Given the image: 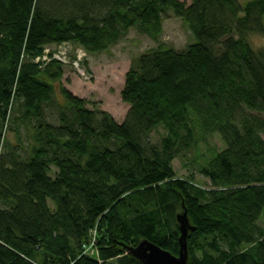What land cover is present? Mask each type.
<instances>
[{
	"label": "trees",
	"instance_id": "trees-1",
	"mask_svg": "<svg viewBox=\"0 0 264 264\" xmlns=\"http://www.w3.org/2000/svg\"><path fill=\"white\" fill-rule=\"evenodd\" d=\"M167 11L196 42L132 63L122 123L59 86L63 65L32 62L63 42L100 54L130 29L155 39ZM254 34L264 38V0H0V129L36 121L24 159L0 132V264H140L129 250L143 240L176 256L184 211L187 264H264V49L251 47ZM55 85L58 127L42 117ZM197 128L225 145L199 169L207 188L171 166Z\"/></svg>",
	"mask_w": 264,
	"mask_h": 264
},
{
	"label": "rangeland",
	"instance_id": "rangeland-1",
	"mask_svg": "<svg viewBox=\"0 0 264 264\" xmlns=\"http://www.w3.org/2000/svg\"><path fill=\"white\" fill-rule=\"evenodd\" d=\"M179 1L187 5L191 2V0ZM240 1L243 3L247 0ZM162 17V31L155 39L138 29H130L107 51L87 56L83 67L90 76L88 80L83 79L73 69L64 66L59 86H63L75 97L84 100L88 109L106 112L117 123H122L129 106L121 100L120 92L124 84V76L132 63L141 54L159 46L181 52L196 42L186 24L176 18L171 11L165 12ZM249 43L255 50L264 49V38L259 35L249 36ZM61 104L62 97L55 85L52 102L43 106L44 123L54 127L59 126L57 110ZM12 116H16L14 112ZM35 123L36 121L33 120L26 130L18 125L16 128L11 122L8 127L0 129L1 136H6L5 140L9 142L10 148L16 150L23 159L27 157L29 147L33 143L31 140ZM164 136L165 130L160 127L150 135L149 140L156 144ZM195 141L196 143L188 151L172 161L171 166L177 178L192 177L195 183L207 188L208 181L199 174V169L215 154L224 150L225 145L218 134H203L199 128L195 132ZM54 172L56 170L52 168L51 175ZM258 224L264 228V213Z\"/></svg>",
	"mask_w": 264,
	"mask_h": 264
},
{
	"label": "built area",
	"instance_id": "built-area-1",
	"mask_svg": "<svg viewBox=\"0 0 264 264\" xmlns=\"http://www.w3.org/2000/svg\"><path fill=\"white\" fill-rule=\"evenodd\" d=\"M87 54L78 47L68 42H63L54 47H45L42 53L33 58L32 62L44 67L50 62H57L76 71L83 79L88 80V73L84 71ZM89 241L82 246V255L94 257L97 255L95 246V233L90 234Z\"/></svg>",
	"mask_w": 264,
	"mask_h": 264
},
{
	"label": "water",
	"instance_id": "water-1",
	"mask_svg": "<svg viewBox=\"0 0 264 264\" xmlns=\"http://www.w3.org/2000/svg\"><path fill=\"white\" fill-rule=\"evenodd\" d=\"M177 223L179 225V250L176 256L164 251L148 240L141 241L136 247L131 248L130 254L140 264H187V234L191 230L187 219V213L177 215Z\"/></svg>",
	"mask_w": 264,
	"mask_h": 264
}]
</instances>
